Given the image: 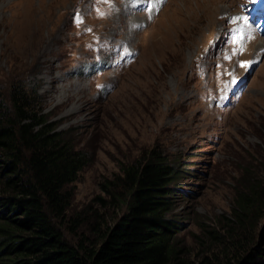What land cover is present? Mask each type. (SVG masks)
<instances>
[{
	"label": "rangeland",
	"instance_id": "obj_1",
	"mask_svg": "<svg viewBox=\"0 0 264 264\" xmlns=\"http://www.w3.org/2000/svg\"><path fill=\"white\" fill-rule=\"evenodd\" d=\"M222 1L0 0V103L12 83L35 89L85 155L71 211L157 148L183 172L170 217L191 259L243 169L264 182V35L253 25L264 10Z\"/></svg>",
	"mask_w": 264,
	"mask_h": 264
},
{
	"label": "trees",
	"instance_id": "obj_2",
	"mask_svg": "<svg viewBox=\"0 0 264 264\" xmlns=\"http://www.w3.org/2000/svg\"><path fill=\"white\" fill-rule=\"evenodd\" d=\"M55 129L35 89L12 83L0 103V264H264V182L247 170L191 259L170 217L183 173L174 162L152 148L71 211L69 186L86 157Z\"/></svg>",
	"mask_w": 264,
	"mask_h": 264
},
{
	"label": "snow or ice",
	"instance_id": "obj_3",
	"mask_svg": "<svg viewBox=\"0 0 264 264\" xmlns=\"http://www.w3.org/2000/svg\"><path fill=\"white\" fill-rule=\"evenodd\" d=\"M253 2H255V0H253ZM238 19H244V18H234L232 22H233V23H236ZM234 42H235V41H234ZM249 66H250V63H249V62H242V63L240 64V67H243V68H247V67H249Z\"/></svg>",
	"mask_w": 264,
	"mask_h": 264
},
{
	"label": "bare ground",
	"instance_id": "obj_4",
	"mask_svg": "<svg viewBox=\"0 0 264 264\" xmlns=\"http://www.w3.org/2000/svg\"><path fill=\"white\" fill-rule=\"evenodd\" d=\"M213 1H215V0H213ZM217 1H218L219 3H220V2H223L222 0H217Z\"/></svg>",
	"mask_w": 264,
	"mask_h": 264
}]
</instances>
